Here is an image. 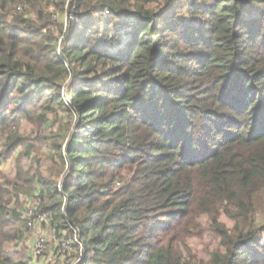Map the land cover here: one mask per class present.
<instances>
[{
	"label": "trees",
	"instance_id": "1",
	"mask_svg": "<svg viewBox=\"0 0 264 264\" xmlns=\"http://www.w3.org/2000/svg\"><path fill=\"white\" fill-rule=\"evenodd\" d=\"M28 1L0 0V156L34 112L47 123L70 104L87 129L57 153L68 174L33 179L35 216L77 230L80 264H196L202 218L218 239L206 264H264V0H52L73 17L63 59L43 12L7 21ZM2 243L0 264H27Z\"/></svg>",
	"mask_w": 264,
	"mask_h": 264
},
{
	"label": "rangeland",
	"instance_id": "2",
	"mask_svg": "<svg viewBox=\"0 0 264 264\" xmlns=\"http://www.w3.org/2000/svg\"><path fill=\"white\" fill-rule=\"evenodd\" d=\"M69 1V0H68ZM52 0H30L17 4L11 16H7L9 23L15 22L20 17L35 20L38 12H43V19L55 23L58 31L56 50L59 58H64L63 49L67 38L68 9L55 7ZM146 4V3H145ZM146 8H156V4H146ZM50 16V18L47 17ZM107 14H105L106 16ZM123 20V19H122ZM103 22V21H101ZM102 24V23H101ZM59 26L61 30L59 31ZM122 35L124 31L117 27ZM114 26L108 29V42L111 44L117 39ZM56 31V32H57ZM65 96V101L69 103ZM68 112H56L48 116L47 123L37 120L36 112L30 119L20 117L9 130L10 136H15V131L22 139V143L9 154L0 156V187L7 193V209L4 215L6 227L4 236L0 238L5 255L14 261H25L27 264H80L83 257V248L79 243L77 230L57 231L53 220L48 218L46 223L35 224L33 228L27 226V212L39 201V187L35 188L33 179H38L39 174L48 176L55 172L63 177L68 174L69 166L61 165L57 153L65 147L71 133L85 132V126L78 122L77 116L71 112L70 104H67ZM4 139H0V152L5 145ZM58 144L59 146H55ZM115 188L122 184L117 180ZM255 223L264 221V194L256 199ZM202 218L201 230L195 237L186 240L187 259L196 264H206L210 260L212 251L217 250L218 239L206 229L205 220ZM220 222L227 228L232 227V222L225 217ZM255 224V225H256ZM171 236V235H170ZM169 236V237H170ZM167 237L159 244L172 243ZM43 240V248L40 255L35 254V245ZM65 243V246H62Z\"/></svg>",
	"mask_w": 264,
	"mask_h": 264
},
{
	"label": "built area",
	"instance_id": "3",
	"mask_svg": "<svg viewBox=\"0 0 264 264\" xmlns=\"http://www.w3.org/2000/svg\"><path fill=\"white\" fill-rule=\"evenodd\" d=\"M68 24L73 19L72 15H68ZM67 30V29H66ZM40 205V202H38L32 209H29L27 212V226L28 228H33L35 224H42L46 223L48 221V215L45 213H40L37 216H35L36 209ZM62 246H65V243H62ZM43 248V240H39L35 245V254L40 255Z\"/></svg>",
	"mask_w": 264,
	"mask_h": 264
}]
</instances>
